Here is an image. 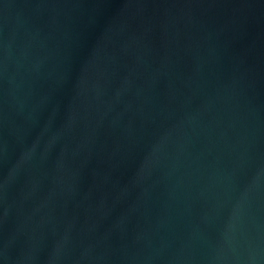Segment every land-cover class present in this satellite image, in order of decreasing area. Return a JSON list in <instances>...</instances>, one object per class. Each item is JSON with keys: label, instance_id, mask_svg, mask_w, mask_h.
I'll list each match as a JSON object with an SVG mask.
<instances>
[{"label": "water", "instance_id": "95a60500", "mask_svg": "<svg viewBox=\"0 0 264 264\" xmlns=\"http://www.w3.org/2000/svg\"><path fill=\"white\" fill-rule=\"evenodd\" d=\"M0 264H264V0H0Z\"/></svg>", "mask_w": 264, "mask_h": 264}]
</instances>
